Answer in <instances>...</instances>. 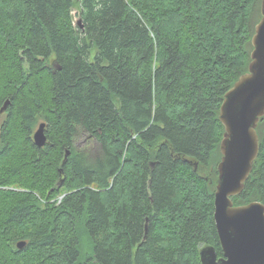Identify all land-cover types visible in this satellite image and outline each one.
Wrapping results in <instances>:
<instances>
[{
  "label": "trees",
  "instance_id": "1",
  "mask_svg": "<svg viewBox=\"0 0 264 264\" xmlns=\"http://www.w3.org/2000/svg\"><path fill=\"white\" fill-rule=\"evenodd\" d=\"M260 4L0 0V264H201L207 245L220 257L219 109L248 69ZM256 130L235 205L264 204V116Z\"/></svg>",
  "mask_w": 264,
  "mask_h": 264
},
{
  "label": "water",
  "instance_id": "2",
  "mask_svg": "<svg viewBox=\"0 0 264 264\" xmlns=\"http://www.w3.org/2000/svg\"><path fill=\"white\" fill-rule=\"evenodd\" d=\"M260 13L251 38L248 69L225 92L219 109L224 131L219 143L213 218L222 255L218 257L211 245L203 246L199 251L201 264H264V204L251 201L235 205L232 200L242 192L259 151L256 127L264 116V0ZM76 24L83 28L80 19ZM32 137L37 147L46 144L45 122L38 124ZM24 245V241L16 244L19 249Z\"/></svg>",
  "mask_w": 264,
  "mask_h": 264
},
{
  "label": "rangeland",
  "instance_id": "3",
  "mask_svg": "<svg viewBox=\"0 0 264 264\" xmlns=\"http://www.w3.org/2000/svg\"><path fill=\"white\" fill-rule=\"evenodd\" d=\"M79 12H80L79 11V4L76 3L72 9V15H73L74 23H76V21L79 19ZM95 52H96L95 49H91V53L89 56L90 60H93ZM12 190H18V188L13 187ZM58 198H60V196ZM91 249H92V243H91L90 239H88L87 235L84 234L82 237L81 250L85 253H90Z\"/></svg>",
  "mask_w": 264,
  "mask_h": 264
}]
</instances>
